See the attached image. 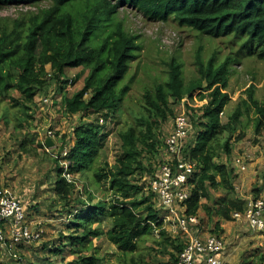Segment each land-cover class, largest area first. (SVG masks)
I'll return each mask as SVG.
<instances>
[{"label":"trees","instance_id":"16d2710c","mask_svg":"<svg viewBox=\"0 0 264 264\" xmlns=\"http://www.w3.org/2000/svg\"><path fill=\"white\" fill-rule=\"evenodd\" d=\"M43 3H49L50 7L30 16L28 21L17 20L12 28L0 26V99L18 106L20 101L11 95L16 91L23 97V106L35 104V99L41 95L43 100L48 99L47 106L56 107L61 103L55 100L59 90L63 93L61 105L65 114L82 115L81 123L73 130L74 144L67 155L64 151L69 145L60 146L55 161L57 179L53 184L58 201L65 207L63 212L68 213L65 228L69 234L63 238L78 257L68 263H42L104 264V258L96 252L94 239L106 236L121 253L128 255L137 253L140 241L157 231L162 238L168 237L163 212L159 205V209L156 207L157 197L150 184L140 185L146 178L154 179L161 166L156 170L152 164L146 166L143 161L146 156L153 159L160 148V140L149 119L137 118L134 126L127 125V129L118 132L121 154L116 158L115 169L108 162L101 164L99 161L107 138L114 132L110 131L109 125L127 124L122 122L121 105L130 87L123 82L129 62L141 51L138 37L116 22L118 11L130 6L155 22L173 19L181 27L192 28L203 36L229 39L232 45L240 47L237 57L245 55L264 62V0H0L1 7ZM232 62V58H228L218 64L214 56L207 63L198 61L199 77L185 84L182 64L172 58L168 63L167 80L144 96L148 110L159 122H165L173 115L172 102L180 104L186 97L193 98L197 91L201 92V101L207 100L201 115L194 120L196 133L184 150L185 156L197 165V173L189 177L190 194L184 211L188 217H198L199 211L204 209L210 221L216 215L219 221L211 233L219 236L223 233L221 221H233V215L242 213L247 203L230 196L236 190L238 175L234 168L216 162L219 149L228 156L232 153L230 138L223 141V136L234 132V124L237 125L250 109L256 117V134L264 132V101L256 97L254 86L246 91L247 99L242 101L246 111L238 108L227 123L222 121L232 103L227 92ZM79 68L88 70L89 76L83 88L68 98L65 94L66 71ZM80 78L81 75L73 83ZM28 130L34 129L29 127ZM50 132L53 133L50 130L48 136ZM27 135L19 143L24 152H29L31 145L39 149L46 147L44 141H38L36 133ZM59 162L68 163L67 168ZM66 174L85 179L83 191L88 195L87 199L80 197V194L84 195L82 192L74 197L76 180H68ZM103 183L110 184L106 191L114 199L94 203V193L88 188ZM213 191L223 192L224 196L215 198ZM209 203L212 206L207 205ZM200 229L201 223L195 226V234L207 236L196 233ZM179 236L167 241V246L174 250L170 253L172 264H176L189 244L187 234L179 231ZM50 251L57 256L64 252L59 247ZM130 260L132 264L136 263L134 258ZM260 261L264 263V256Z\"/></svg>","mask_w":264,"mask_h":264},{"label":"rangeland","instance_id":"374dc122","mask_svg":"<svg viewBox=\"0 0 264 264\" xmlns=\"http://www.w3.org/2000/svg\"><path fill=\"white\" fill-rule=\"evenodd\" d=\"M49 7V3L38 6H0V19H3L0 26L7 25L12 28L17 20L28 21L30 16L38 15ZM116 22L122 24L129 34L138 37L137 44L141 46V51L136 59L129 62V71L123 82V85L130 87L121 105L122 122L127 124L109 125L110 131L114 132L107 138L106 147L101 152L99 160L101 164L108 162L111 168H116V158L121 154L118 132L127 129L128 126H134L137 123L136 119L140 117L149 119L153 124L154 134L160 140L159 153L153 159L152 156H146V153L143 159L146 166L152 164L158 170L160 165L171 158L166 152L165 143L174 132L175 118L181 114L188 117L192 126L184 146L190 144L196 133L195 121L201 115V109L208 103L207 100H200V91H197L193 98L186 97L180 104L172 102L170 108L173 115L165 122L157 121L155 114H151L148 110L149 107L144 99L147 91H154L156 85L167 80L168 63L172 58L182 64L185 84H190L199 77V68L196 65L198 61L207 63L214 56L216 62L222 64L228 58H232L231 78L227 90L232 103L222 116L223 123H227L238 108L243 112L246 111L242 101L247 99L245 94L250 87L254 86L257 89L256 97L264 101V62L245 55L237 57L240 47L232 45L229 39L203 36L192 28L181 27L173 19L167 22H155L130 6L118 11ZM200 48L202 52L199 55ZM79 75L81 78L73 83ZM88 76L89 71L82 68L67 70L66 96L72 98L79 92ZM11 95L20 101V105L16 106L11 101L2 102L0 99V191H6L21 200L25 207L27 225L32 231L43 234L40 240L35 242L16 241L11 229L5 227L4 238L0 240V264H17L16 260L20 258L23 264H44L42 262L48 261L71 262L78 257V254L63 238L69 234L65 228L68 213L63 212L65 207L58 201L53 191V184L57 179L55 161L59 157L60 146L69 145L64 151L67 155L68 149L74 144L73 130L81 123L83 117L65 114L61 105L63 93L59 90L55 93V100L61 103H57L56 107L52 104L47 106L42 101L44 96L41 95L35 99V104H26V106H23L25 102L21 94L15 91ZM255 119L254 110L250 109L240 118L237 125L234 124V132L223 136V141L230 138L232 151L230 156L219 149V158L216 162L233 167L238 175L235 181V193L230 195L232 199L247 201L248 198H256L264 201V132L260 135L256 134ZM84 121L86 122L85 119ZM29 127L34 130L29 131ZM50 130L54 133L53 139L47 134ZM29 132L31 135L36 133L38 141H44L46 147L39 149L36 145H31L30 151L24 152L19 147V143L28 136ZM64 136L66 138L62 140ZM48 138L53 142L50 146L46 144ZM239 157L243 160L246 157L248 164L246 172L238 173V169L235 168V160ZM59 165L67 168L68 163L59 162ZM66 176L70 181L76 180L77 191L74 197L82 192L84 195L80 194L82 195L80 197L87 199L88 195L83 191L85 179L82 180L79 176L74 177L71 174ZM150 181L146 178L140 185H149ZM109 186V183H103L101 186L94 185L88 188L94 193V203L114 199V196L106 191ZM212 195L218 198L224 196V193L213 191ZM203 203L206 204L207 201ZM158 205L159 202L156 200V207L159 209ZM207 205L212 206V203ZM197 219L201 223V229L196 233L203 236L212 234L211 231L219 221L216 215L210 221L204 209L199 211ZM173 220L174 218L166 219L172 222ZM165 228L168 232L167 238H162L160 231H157L140 241L139 251L135 254L121 253L106 236L94 239L93 244L96 252L104 258V264H132L131 258H134L135 264H172L170 253L174 250L172 246H167L169 245L167 241L169 238L181 237L179 236L181 230L177 226L172 228L168 223H165ZM221 228L223 229L221 236L226 240L234 258L232 264H264L260 261L264 256V232L252 231L243 219L221 221ZM58 247L64 250L61 256L53 255L52 251L48 252ZM48 256L50 257L44 261Z\"/></svg>","mask_w":264,"mask_h":264},{"label":"built area","instance_id":"2783aa9c","mask_svg":"<svg viewBox=\"0 0 264 264\" xmlns=\"http://www.w3.org/2000/svg\"><path fill=\"white\" fill-rule=\"evenodd\" d=\"M43 102L47 103L48 99ZM192 129L185 114L175 118L174 132L166 140V152L170 159L162 164L157 176L150 181L151 191L157 197L163 212L165 223L172 228L178 227L189 236L188 245L179 255L176 264H230V250L226 240L219 235L205 237L196 235L194 228L199 224L197 217L185 215L184 204L189 199V177L197 173V165L185 156L184 143ZM53 135V133H49ZM238 173L246 172V157L235 160ZM234 220H244L252 231L264 232V201L249 198L242 213H235ZM172 221H166L171 220ZM11 229L16 241L35 242L42 237L41 232H34L27 225L23 202L6 191H0V240L4 238V229ZM14 257L16 255L14 254ZM17 264H23L16 260Z\"/></svg>","mask_w":264,"mask_h":264},{"label":"water","instance_id":"95a60500","mask_svg":"<svg viewBox=\"0 0 264 264\" xmlns=\"http://www.w3.org/2000/svg\"><path fill=\"white\" fill-rule=\"evenodd\" d=\"M46 144H47V146H50V145H52L53 144V142H52V140L51 139H47L46 140Z\"/></svg>","mask_w":264,"mask_h":264},{"label":"crops","instance_id":"0c3cea01","mask_svg":"<svg viewBox=\"0 0 264 264\" xmlns=\"http://www.w3.org/2000/svg\"><path fill=\"white\" fill-rule=\"evenodd\" d=\"M230 257H231V258H230V260H231L230 263L232 264L234 258H233V256H232L231 254H230Z\"/></svg>","mask_w":264,"mask_h":264}]
</instances>
